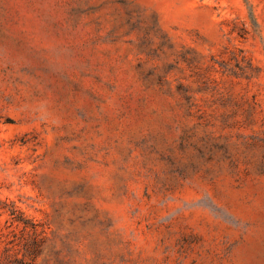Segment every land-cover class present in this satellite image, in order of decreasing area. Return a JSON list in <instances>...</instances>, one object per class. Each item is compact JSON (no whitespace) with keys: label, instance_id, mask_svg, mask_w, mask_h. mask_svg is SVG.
Listing matches in <instances>:
<instances>
[{"label":"rangeland","instance_id":"obj_1","mask_svg":"<svg viewBox=\"0 0 264 264\" xmlns=\"http://www.w3.org/2000/svg\"><path fill=\"white\" fill-rule=\"evenodd\" d=\"M34 229L30 264H264V0H0V264Z\"/></svg>","mask_w":264,"mask_h":264},{"label":"trees","instance_id":"obj_2","mask_svg":"<svg viewBox=\"0 0 264 264\" xmlns=\"http://www.w3.org/2000/svg\"><path fill=\"white\" fill-rule=\"evenodd\" d=\"M16 220L23 222L25 224V227L29 226L28 220L24 218H16ZM32 235V240L24 245L23 256L16 257L18 264H30L31 262H28L26 258L30 257L31 260H34V257L39 251L40 244L38 240V232L34 229Z\"/></svg>","mask_w":264,"mask_h":264}]
</instances>
